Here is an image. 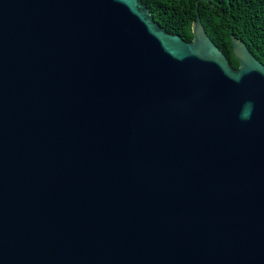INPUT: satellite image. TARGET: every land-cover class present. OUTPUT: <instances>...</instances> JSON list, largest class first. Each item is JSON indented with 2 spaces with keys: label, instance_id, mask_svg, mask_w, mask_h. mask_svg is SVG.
I'll list each match as a JSON object with an SVG mask.
<instances>
[{
  "label": "water",
  "instance_id": "obj_1",
  "mask_svg": "<svg viewBox=\"0 0 264 264\" xmlns=\"http://www.w3.org/2000/svg\"><path fill=\"white\" fill-rule=\"evenodd\" d=\"M196 11L0 0V264H264V64Z\"/></svg>",
  "mask_w": 264,
  "mask_h": 264
},
{
  "label": "trees",
  "instance_id": "obj_2",
  "mask_svg": "<svg viewBox=\"0 0 264 264\" xmlns=\"http://www.w3.org/2000/svg\"><path fill=\"white\" fill-rule=\"evenodd\" d=\"M154 20L169 33L187 41L193 38L196 7L206 32L230 60L239 67L232 51L231 35L242 39L264 64V0H143Z\"/></svg>",
  "mask_w": 264,
  "mask_h": 264
},
{
  "label": "clouds",
  "instance_id": "obj_3",
  "mask_svg": "<svg viewBox=\"0 0 264 264\" xmlns=\"http://www.w3.org/2000/svg\"><path fill=\"white\" fill-rule=\"evenodd\" d=\"M238 82V81H237ZM254 105L251 101L245 102V104L242 106V110L240 112V119L241 120H248L251 118V114L253 111Z\"/></svg>",
  "mask_w": 264,
  "mask_h": 264
}]
</instances>
